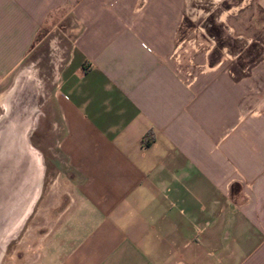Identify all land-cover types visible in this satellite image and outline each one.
<instances>
[{
    "label": "crops",
    "instance_id": "crops-1",
    "mask_svg": "<svg viewBox=\"0 0 264 264\" xmlns=\"http://www.w3.org/2000/svg\"><path fill=\"white\" fill-rule=\"evenodd\" d=\"M254 5L257 59L203 61L187 84L173 56L185 0H0V93L43 29L73 33L53 91L69 200L35 264H264Z\"/></svg>",
    "mask_w": 264,
    "mask_h": 264
},
{
    "label": "rangeland",
    "instance_id": "rangeland-1",
    "mask_svg": "<svg viewBox=\"0 0 264 264\" xmlns=\"http://www.w3.org/2000/svg\"><path fill=\"white\" fill-rule=\"evenodd\" d=\"M185 9L176 41V47L181 44L183 66L196 72L199 69L191 66L189 59L211 65L224 60L237 71L257 59L262 51L260 42L248 37L263 22V17L250 15L257 11L254 0H185ZM48 28L36 36V45L10 74L6 90L0 93V98L9 95L7 108L0 99V129L15 117L27 123L25 137L39 170L35 197L18 220L9 223L12 219L6 218V231L0 228V264H35L39 251L46 247L56 217L69 200L68 170L56 145L63 130L53 91L58 59L65 58L73 33L65 21ZM193 39L201 44L197 51L189 43ZM226 54L233 58L224 59Z\"/></svg>",
    "mask_w": 264,
    "mask_h": 264
},
{
    "label": "bare ground",
    "instance_id": "bare-ground-1",
    "mask_svg": "<svg viewBox=\"0 0 264 264\" xmlns=\"http://www.w3.org/2000/svg\"><path fill=\"white\" fill-rule=\"evenodd\" d=\"M9 95L7 97V100ZM7 108V105H5ZM28 125L17 118L0 129V226L18 220L37 191V159L25 132Z\"/></svg>",
    "mask_w": 264,
    "mask_h": 264
},
{
    "label": "built area",
    "instance_id": "built-area-1",
    "mask_svg": "<svg viewBox=\"0 0 264 264\" xmlns=\"http://www.w3.org/2000/svg\"><path fill=\"white\" fill-rule=\"evenodd\" d=\"M191 42V47L193 49H195V51H197L199 49V47H197L198 45H201L200 43H196L195 39L189 41V43ZM181 47V44H179L176 48H175V51H174V60H175V63L177 64V72L179 73V75L181 76V78L183 79V81L185 83H190L192 82L193 80L196 79V72L191 68V67H188L187 65L183 66L182 65V58L180 56V53H179V49ZM226 57L224 59H232L233 57L226 54L225 55ZM188 63L192 66H196L199 70L198 71H204L207 69L206 65H203V64H196L193 62L192 59H189Z\"/></svg>",
    "mask_w": 264,
    "mask_h": 264
}]
</instances>
